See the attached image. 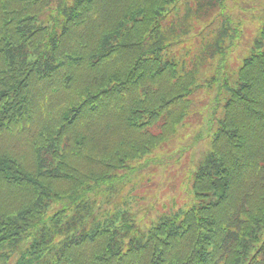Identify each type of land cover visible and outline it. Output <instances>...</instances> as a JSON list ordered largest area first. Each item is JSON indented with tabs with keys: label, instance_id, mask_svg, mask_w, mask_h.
<instances>
[{
	"label": "trees",
	"instance_id": "trees-1",
	"mask_svg": "<svg viewBox=\"0 0 264 264\" xmlns=\"http://www.w3.org/2000/svg\"><path fill=\"white\" fill-rule=\"evenodd\" d=\"M0 264H264V0H0Z\"/></svg>",
	"mask_w": 264,
	"mask_h": 264
},
{
	"label": "rangeland",
	"instance_id": "rangeland-1",
	"mask_svg": "<svg viewBox=\"0 0 264 264\" xmlns=\"http://www.w3.org/2000/svg\"><path fill=\"white\" fill-rule=\"evenodd\" d=\"M212 98V92L208 94L200 91L195 97V102L201 106V110L207 108V111H209L213 103ZM203 150H205V147L201 145V148L197 150L198 152L194 153V160L198 158ZM152 172L153 170L150 169L148 174ZM189 174L190 168L187 165H183L180 168L172 170L170 178L165 183H162V180L156 181L154 179L151 182H144L140 187L139 184L127 187L122 196L125 208L137 215L146 216L153 213V210L161 211L162 213L165 211L170 212L174 208L173 211L179 207H185L190 199V190L187 189V176ZM158 189L160 191L157 193L158 200H156L155 193ZM126 194H130L131 198L125 203Z\"/></svg>",
	"mask_w": 264,
	"mask_h": 264
}]
</instances>
